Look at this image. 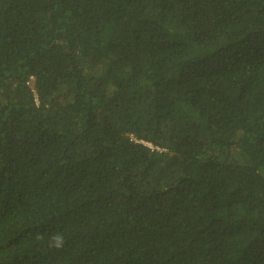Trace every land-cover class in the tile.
Here are the masks:
<instances>
[{"label":"trees","instance_id":"16d2710c","mask_svg":"<svg viewBox=\"0 0 264 264\" xmlns=\"http://www.w3.org/2000/svg\"><path fill=\"white\" fill-rule=\"evenodd\" d=\"M0 264H264V0H0Z\"/></svg>","mask_w":264,"mask_h":264},{"label":"built area","instance_id":"2783aa9c","mask_svg":"<svg viewBox=\"0 0 264 264\" xmlns=\"http://www.w3.org/2000/svg\"><path fill=\"white\" fill-rule=\"evenodd\" d=\"M147 145L152 148V146L149 143H147Z\"/></svg>","mask_w":264,"mask_h":264}]
</instances>
